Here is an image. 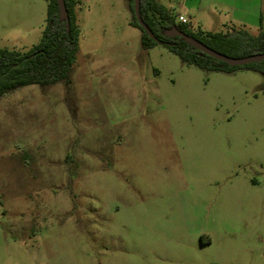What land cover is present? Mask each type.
<instances>
[{"label": "rangeland", "instance_id": "obj_1", "mask_svg": "<svg viewBox=\"0 0 264 264\" xmlns=\"http://www.w3.org/2000/svg\"><path fill=\"white\" fill-rule=\"evenodd\" d=\"M77 1L68 82L0 97V264H264V75L145 50L129 0ZM47 5L0 0V48L36 45Z\"/></svg>", "mask_w": 264, "mask_h": 264}, {"label": "trees", "instance_id": "obj_2", "mask_svg": "<svg viewBox=\"0 0 264 264\" xmlns=\"http://www.w3.org/2000/svg\"><path fill=\"white\" fill-rule=\"evenodd\" d=\"M46 1V20L39 42L25 52L0 48V97L25 86L44 87L61 81L68 82L78 52L80 32L75 13L78 1L64 0L68 13V28L66 21L59 18L57 0ZM129 6L132 14L129 25L140 30L143 49H151L160 44L178 56L182 62L203 70L230 73L238 69H249L264 75V60L231 66L194 49L181 37L166 35L172 29L182 31L213 51L231 58L264 55L262 17L256 35H252L244 27H231V32L192 31L188 25L177 22L173 10L163 4L156 0H140V16L154 35L152 39L136 21L133 0H129Z\"/></svg>", "mask_w": 264, "mask_h": 264}, {"label": "crops", "instance_id": "obj_3", "mask_svg": "<svg viewBox=\"0 0 264 264\" xmlns=\"http://www.w3.org/2000/svg\"><path fill=\"white\" fill-rule=\"evenodd\" d=\"M159 3L167 8H169L168 5L174 4L178 9V11L173 10L176 17L188 18L191 30L203 32L206 30H201L195 22L202 25L207 22V18L214 19L215 23L224 29L228 26L252 29L254 28V19L261 12L258 10L260 0H160ZM221 14L225 16V22H220ZM210 32L214 33V31ZM210 244L211 239L208 237L202 236L200 238L201 247Z\"/></svg>", "mask_w": 264, "mask_h": 264}, {"label": "water", "instance_id": "obj_4", "mask_svg": "<svg viewBox=\"0 0 264 264\" xmlns=\"http://www.w3.org/2000/svg\"><path fill=\"white\" fill-rule=\"evenodd\" d=\"M57 6H58L59 18L61 20L66 21V26L68 28V26H69L68 13H67V10H66L65 4H64V0H57ZM139 6H140V0H133V9H134V15H135L136 21L140 25L142 30L150 38L153 39L154 35L152 34L151 30L145 25L143 20L141 19ZM166 35L168 37H175V36L181 37L185 40V42L188 45H190L194 49H197V50L201 51L202 53H204V54H206V55H208V56H210V57H212L218 61H222L228 65H231V66L248 65V64H252V63L261 62L264 60V55H261V54L252 55V56L245 57V58H231V57L222 55L216 51H213L212 49H210L209 47H207L206 45H204L200 41L194 39L193 37L188 36L185 33H183L182 31H179L176 29H172V30L168 31L166 33Z\"/></svg>", "mask_w": 264, "mask_h": 264}, {"label": "built area", "instance_id": "obj_5", "mask_svg": "<svg viewBox=\"0 0 264 264\" xmlns=\"http://www.w3.org/2000/svg\"><path fill=\"white\" fill-rule=\"evenodd\" d=\"M177 19H178V22L188 25V27L190 28L189 22L183 16H178Z\"/></svg>", "mask_w": 264, "mask_h": 264}]
</instances>
